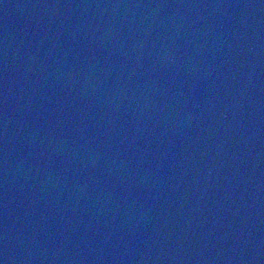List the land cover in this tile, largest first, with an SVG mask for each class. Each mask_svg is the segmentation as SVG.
Here are the masks:
<instances>
[{
	"label": "water",
	"instance_id": "95a60500",
	"mask_svg": "<svg viewBox=\"0 0 264 264\" xmlns=\"http://www.w3.org/2000/svg\"><path fill=\"white\" fill-rule=\"evenodd\" d=\"M0 264H264L166 0H0Z\"/></svg>",
	"mask_w": 264,
	"mask_h": 264
}]
</instances>
